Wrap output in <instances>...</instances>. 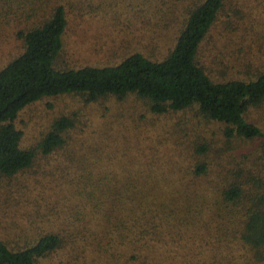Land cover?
I'll return each mask as SVG.
<instances>
[{
  "label": "trees",
  "instance_id": "trees-1",
  "mask_svg": "<svg viewBox=\"0 0 264 264\" xmlns=\"http://www.w3.org/2000/svg\"><path fill=\"white\" fill-rule=\"evenodd\" d=\"M86 12L118 27L122 44L102 64L60 63L70 17ZM9 36L22 51L0 68V180L43 168L18 188L55 193L48 220L60 224L24 244L0 238V264L53 253L62 264H264V126L251 116L264 107V0H0ZM65 94L194 110L223 125L224 145L189 141L182 126L129 154L115 139L100 159L81 157L77 121L62 115L23 147L20 112Z\"/></svg>",
  "mask_w": 264,
  "mask_h": 264
},
{
  "label": "rangeland",
  "instance_id": "rangeland-1",
  "mask_svg": "<svg viewBox=\"0 0 264 264\" xmlns=\"http://www.w3.org/2000/svg\"><path fill=\"white\" fill-rule=\"evenodd\" d=\"M92 15L97 14L86 12V16L78 17L80 19L70 17V27L60 63L102 64L111 56L112 47L122 44L118 39L121 34L116 33L118 38L113 35L118 27L111 22H105L99 15ZM21 51L22 42L14 36L0 39V68ZM62 115L73 116L77 121L78 128L72 130V135L75 140L81 142V147L75 146L81 152V157L88 154L90 158L100 159L99 153H106L107 143L115 139L125 141L123 148L125 153L129 154L136 148L156 145L158 141L152 138H162L161 135L166 139L173 137L174 129L181 134L183 127L189 141L215 138L218 144L224 145L221 134L223 125L208 122L194 110L156 114L151 111L149 102L136 94H130L124 99L106 97L94 102H88L80 94H65L45 97L20 112L16 125L23 131L22 146L34 145L47 131L51 122ZM251 116L264 126V107L253 110ZM162 143L161 140L157 149L177 145L176 141L169 143L170 146ZM109 150V155H112L113 149ZM127 162L129 161H126L125 157L122 164ZM81 165L83 170L90 164L86 160ZM113 167L116 165L113 164ZM41 169L43 168L27 170L11 179L5 177L0 180V238L11 245L24 244L30 238L37 237L47 227H57L56 224H60L58 221L48 220L53 208L60 209L57 203L59 199L54 197L55 193H52L53 196L45 193L44 197H39L34 190L21 194L22 187L18 188L22 184H32L34 178H39ZM7 183H10L8 189L12 184H16L14 197L3 194L1 187ZM60 257L63 258L62 255L53 253L40 258L38 264H62ZM101 261L107 264L103 259Z\"/></svg>",
  "mask_w": 264,
  "mask_h": 264
}]
</instances>
